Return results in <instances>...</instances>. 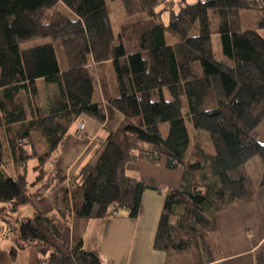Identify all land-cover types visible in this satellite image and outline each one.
<instances>
[{
	"label": "trees",
	"instance_id": "1",
	"mask_svg": "<svg viewBox=\"0 0 264 264\" xmlns=\"http://www.w3.org/2000/svg\"><path fill=\"white\" fill-rule=\"evenodd\" d=\"M109 1L124 5L128 20L118 32L107 0H0V226L12 240L8 252L16 258L32 246L39 264H106L82 241L64 240L63 228L72 217L117 216L118 208L138 217L145 190H162L126 166L163 159L182 170V182L165 193L154 246L187 254L181 264L212 263L220 256L218 211L264 188V0L162 10L163 0ZM252 9L261 18L243 29V12ZM215 35L230 61L216 59ZM38 40L45 42L31 44ZM84 117L104 125L100 152L69 176L58 159L74 125L84 135ZM187 122L208 136L192 144ZM256 157L257 186L243 168ZM51 193L59 221L38 209L20 217L24 205ZM255 264H264L263 251Z\"/></svg>",
	"mask_w": 264,
	"mask_h": 264
},
{
	"label": "crops",
	"instance_id": "2",
	"mask_svg": "<svg viewBox=\"0 0 264 264\" xmlns=\"http://www.w3.org/2000/svg\"><path fill=\"white\" fill-rule=\"evenodd\" d=\"M82 122L85 125L84 135L77 132L78 125L76 132L67 136L58 159L59 166L69 176L77 172L85 162L93 161L100 152L104 125L89 117H84ZM258 136L264 143V120L258 126ZM148 165L146 161L130 162L126 166V173L161 189L180 186L182 170L166 168L163 159L153 164L149 176L145 173L142 177L134 175L137 168L144 167L145 170ZM243 168L251 175L247 166ZM56 198V193L34 198L32 204L21 209L20 217L32 216L38 209L59 221L55 208ZM164 199L163 192L148 188L143 194L140 213L136 218L127 217L123 211L117 216L72 217L63 228V239L69 242L82 241L86 248L99 252L106 264L184 263L187 260L175 252H165L154 246ZM217 220L220 256L208 264H255L256 253L264 252V188L257 189L248 203L220 209ZM3 226H0V264H39V252L32 246L19 250L16 258L11 257L8 250L12 240L4 238Z\"/></svg>",
	"mask_w": 264,
	"mask_h": 264
},
{
	"label": "rangeland",
	"instance_id": "3",
	"mask_svg": "<svg viewBox=\"0 0 264 264\" xmlns=\"http://www.w3.org/2000/svg\"><path fill=\"white\" fill-rule=\"evenodd\" d=\"M109 5H110V12H111V16H112V22H113V27L115 29L116 32H118L119 30V26L126 22L128 19L125 17V11H124V5L121 1H109L107 0ZM181 0H163V3L159 4V6L157 7L158 10H162L164 9V7H168L173 6L175 9L179 8V6L182 3H191L197 0H184L183 2H180ZM261 13L262 11L259 9H252V10H244L243 12V21H242V28L243 29H252L255 28L256 26V22L261 18ZM162 19L163 21L168 24L169 23V19H170V12L169 10H164L162 12ZM260 33L264 36V29L259 30ZM45 42V40H38L36 42H32L31 44H35V43H43ZM57 51H58V55H59V59H60V63H61V67L65 68L66 67V61L64 58V55L61 52V47L58 45L57 46ZM214 54L216 59L221 60V61H230L223 53L222 51V45H221V37L219 35H215L214 36ZM106 71H107V75L108 77L111 79V82L116 83V79L113 73V69L110 65H106ZM39 87H40V95H41V100H44V96H45V91L47 89V85H43L42 81H39ZM166 97L169 99L170 96L169 94L166 92ZM184 113H187V107L184 108ZM119 119L121 118L120 115ZM187 126L190 132V136H191V142L192 144L194 143V141L196 140V138H198L199 136H201L202 134H204L205 136L207 135L206 132L204 131H200V130H196L193 125L190 122H187ZM77 128V124L74 125L73 129ZM169 128V124L165 123L162 125V130L164 131V133L167 132ZM202 133V134H201ZM208 136V135H207ZM41 143L39 144V146H41ZM148 165L146 167V169L144 170V167H139L136 169V171H134L133 173H135L134 175H139V177H142L141 175L143 173H145L146 175H150L149 173L151 172L150 168H154L153 164L156 163H150L147 162ZM249 171L251 172V179L252 182L255 186L259 185L260 183V177H261V163L258 157L254 158L248 165H247ZM155 173V172H153ZM141 179V178H139ZM166 186V185H164ZM172 187L169 188H164L161 189L162 192L165 193L167 190H169ZM26 205H24L22 207V210L24 209ZM21 210V209H20ZM1 237V235H0ZM8 237V236H7ZM180 257H182L183 259L188 260V255H180L178 254Z\"/></svg>",
	"mask_w": 264,
	"mask_h": 264
},
{
	"label": "built area",
	"instance_id": "4",
	"mask_svg": "<svg viewBox=\"0 0 264 264\" xmlns=\"http://www.w3.org/2000/svg\"><path fill=\"white\" fill-rule=\"evenodd\" d=\"M84 127H85V125H84V124H82V125H81V130H82V131L84 130ZM120 212H121V209H120V208H118V209L115 211V214H116V215H119V214H120Z\"/></svg>",
	"mask_w": 264,
	"mask_h": 264
}]
</instances>
